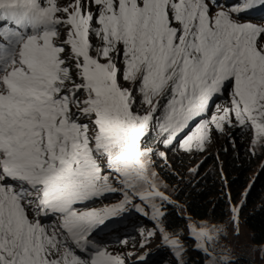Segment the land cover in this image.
Wrapping results in <instances>:
<instances>
[{"label": "snow or ice", "instance_id": "1", "mask_svg": "<svg viewBox=\"0 0 264 264\" xmlns=\"http://www.w3.org/2000/svg\"><path fill=\"white\" fill-rule=\"evenodd\" d=\"M220 4L0 0V264H124L88 245L133 195L168 200L154 184L152 132L202 150L234 114L254 145L264 139V28L239 22L264 0L214 12ZM228 87L231 106L206 119ZM117 191L120 203L77 207ZM151 207L159 222L163 204ZM162 239L179 256L180 242Z\"/></svg>", "mask_w": 264, "mask_h": 264}, {"label": "rangeland", "instance_id": "2", "mask_svg": "<svg viewBox=\"0 0 264 264\" xmlns=\"http://www.w3.org/2000/svg\"><path fill=\"white\" fill-rule=\"evenodd\" d=\"M215 2L213 0L214 4ZM236 2L237 0H221L220 7L213 11H229L230 6ZM58 3L64 6L74 3V0H58ZM239 22L264 28V8L242 14ZM231 91L230 87L226 88L211 102L209 111L205 114L206 119L217 114L218 108L231 106ZM187 134L190 135L191 131ZM155 135L152 132L147 139L148 145L155 152L151 158L152 171L156 174L154 184L156 190L168 200L154 198L153 201L143 202L133 195L132 203L125 205V212L111 218L106 226H99L94 230L95 235L90 234L88 247H98L119 255L124 264H197L205 261L206 257V264H219L222 259L225 264H231L229 259L233 258V254L247 258L251 264L264 263V139L254 145L253 142L257 140L254 129L250 125H238L234 114L232 122L222 125L221 129L211 126L202 150L181 147L186 136H181L172 145L166 146L156 143L152 139ZM234 154L241 156L249 165L245 176L247 182L244 178L235 182L230 179V174L235 172L231 161ZM113 186H118V182L113 181ZM223 193L229 197L230 215L226 223H215L206 217L209 226L207 233L211 239L205 237L198 241L192 231L182 232L176 225L184 210L182 205L186 206L187 202L199 195L202 200L207 196L211 201L213 196ZM123 196V191L108 193L105 197L87 201V207H77L79 210L110 207L120 203ZM152 202L163 204L161 211L164 215L159 218V222L152 219ZM242 202L250 204V219L247 222L245 212L238 209ZM132 204H139L143 211H135ZM45 223H55V218L45 219ZM149 232L153 233L150 237ZM165 233L180 242L179 256L173 247L164 243L162 235ZM198 244L204 247H198ZM73 250L77 251L74 246ZM91 254L93 253L85 252L80 255L87 259ZM201 254L203 257H199Z\"/></svg>", "mask_w": 264, "mask_h": 264}, {"label": "trees", "instance_id": "3", "mask_svg": "<svg viewBox=\"0 0 264 264\" xmlns=\"http://www.w3.org/2000/svg\"><path fill=\"white\" fill-rule=\"evenodd\" d=\"M232 164H234L235 172L234 174H230L231 181L240 180L241 178H244L243 180L246 181V171L249 165L243 160L241 156H237L234 154L231 157ZM208 197L205 196V199H201V195L196 196L195 199L191 202H187L185 205H182V208L184 210L182 211V216L178 219L176 225L179 227L182 232H188L192 231L193 228L199 230L201 228H204L206 231L209 230V226L206 222L207 218L209 217L213 222L218 223H226V220L228 219L230 215V208H229V197H227L226 193L222 194H216L210 199H207ZM231 199V198H230ZM206 200H208L206 202ZM210 201V202H209ZM209 202V203H208ZM208 203V204H207ZM250 204L248 203H240L238 206V209H241V212H245L246 215V222L248 219H250L249 216V207ZM264 220V210H263V216ZM193 233V232H192ZM203 257V255H199V257ZM235 259V260H233ZM208 262V258L206 257L205 261H199L197 264H206ZM229 263L231 264H251L247 260V258L241 256V258H230ZM212 264V263H210ZM219 264H225L224 260L222 259ZM264 264V263H259Z\"/></svg>", "mask_w": 264, "mask_h": 264}]
</instances>
